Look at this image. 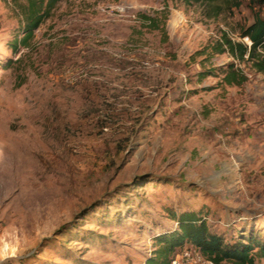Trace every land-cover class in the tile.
<instances>
[{
  "label": "rangeland",
  "instance_id": "374dc122",
  "mask_svg": "<svg viewBox=\"0 0 264 264\" xmlns=\"http://www.w3.org/2000/svg\"><path fill=\"white\" fill-rule=\"evenodd\" d=\"M28 3L0 0V264H146L171 211L264 229V73L197 55L264 6L61 0L14 51Z\"/></svg>",
  "mask_w": 264,
  "mask_h": 264
},
{
  "label": "trees",
  "instance_id": "16d2710c",
  "mask_svg": "<svg viewBox=\"0 0 264 264\" xmlns=\"http://www.w3.org/2000/svg\"><path fill=\"white\" fill-rule=\"evenodd\" d=\"M25 10L23 36L12 43L17 51L19 44L29 46L35 31L48 18L61 0H28ZM214 3L218 0H199ZM239 4V0H224ZM254 5L264 6V0H250ZM240 37L248 38L250 44L235 41L224 34L212 46L197 52V55L231 53L240 62H250L259 72L264 73V16L255 13V20L240 31ZM223 70L224 80L228 85H240L247 79L246 75L235 69L233 64ZM208 73H214L209 70ZM206 75L205 72L201 73ZM171 218L177 226L161 232L154 237V251L146 264H173L179 251L186 245L195 247L202 256L214 264H255L256 256L264 257V229L245 226L237 234L215 230L203 215V210L171 211Z\"/></svg>",
  "mask_w": 264,
  "mask_h": 264
},
{
  "label": "built area",
  "instance_id": "2783aa9c",
  "mask_svg": "<svg viewBox=\"0 0 264 264\" xmlns=\"http://www.w3.org/2000/svg\"><path fill=\"white\" fill-rule=\"evenodd\" d=\"M199 258L202 257V254H198ZM192 260V254L189 251H186L181 258H177L173 261V264H189ZM209 264H214L212 261L208 260Z\"/></svg>",
  "mask_w": 264,
  "mask_h": 264
}]
</instances>
